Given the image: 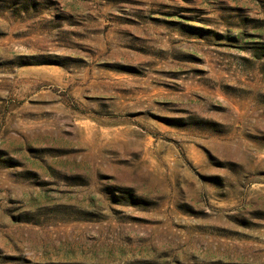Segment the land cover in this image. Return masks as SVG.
Returning a JSON list of instances; mask_svg holds the SVG:
<instances>
[{"label":"rangeland","instance_id":"rangeland-1","mask_svg":"<svg viewBox=\"0 0 264 264\" xmlns=\"http://www.w3.org/2000/svg\"><path fill=\"white\" fill-rule=\"evenodd\" d=\"M0 264H264V0H0Z\"/></svg>","mask_w":264,"mask_h":264}]
</instances>
